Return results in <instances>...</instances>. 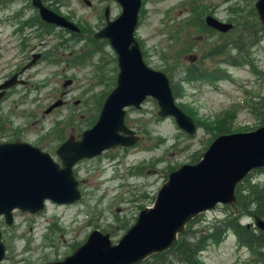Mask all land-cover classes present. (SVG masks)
I'll return each instance as SVG.
<instances>
[{
  "label": "rangeland",
  "instance_id": "374dc122",
  "mask_svg": "<svg viewBox=\"0 0 264 264\" xmlns=\"http://www.w3.org/2000/svg\"><path fill=\"white\" fill-rule=\"evenodd\" d=\"M43 1L76 24L81 33L56 28L49 35L38 25L30 0H0V80L20 71L33 53L43 54L35 66L22 73L27 83L12 88L9 98L0 104V140L28 142L58 161L55 150L70 135L78 138L92 126L105 96L115 86L116 54L106 40L94 39V34L105 25L106 7L111 20L119 16L121 8L114 0ZM141 2L135 36L143 58L152 69L167 75L177 105L197 125L196 134H185L172 118L158 117L152 99L140 109L128 108L125 121L137 133V145L113 148L100 157L78 162L74 175L82 194L79 201L70 205L48 201L45 209L34 215L16 210L12 225L0 217L6 245L0 264L62 260L94 229L109 233L112 242H118L139 212L152 206L169 173L201 158L218 135L220 123L226 121L228 127L243 132L262 126L260 113L253 107L264 98V37L247 56L231 53L240 62L249 59L245 65L233 66L222 57L229 41L247 29L246 20L258 22L256 0ZM206 16L233 28L224 33L214 31L206 26ZM214 45L219 53L209 56ZM197 62L208 72L225 74L217 76L216 71L214 77L222 79L212 84L206 78L194 80L186 70ZM66 80L72 84L64 87ZM59 99L63 105L45 114ZM245 181L264 187V173L254 171ZM242 185L237 187V197L245 193L239 190ZM235 207L217 206L199 216L193 229L203 230L226 219ZM252 223L250 214L240 218L241 225ZM234 233L231 230L220 243L201 252L200 263L257 264L256 252L240 246ZM250 256L255 257L250 261Z\"/></svg>",
  "mask_w": 264,
  "mask_h": 264
},
{
  "label": "water",
  "instance_id": "95a60500",
  "mask_svg": "<svg viewBox=\"0 0 264 264\" xmlns=\"http://www.w3.org/2000/svg\"><path fill=\"white\" fill-rule=\"evenodd\" d=\"M114 1L121 8L120 15L110 20L107 7L106 25L94 35L96 39L108 41L116 54L118 68L116 85L107 95L96 123L81 134L80 140L71 136L60 145L56 155L61 165L49 153L28 143L0 144V216L7 225L12 224L14 210L35 214L44 209L45 201L57 204L78 201L81 195L72 167L79 160L98 156L104 150L137 142L135 133L124 123L128 107L140 109L151 98L157 104L159 117L172 118L187 134L195 132L192 118L176 105L166 74L145 63L135 38L141 0ZM31 3L47 24L79 32L73 23L45 7L41 0H31ZM254 7L264 26V0H256ZM205 23L220 33L232 29L231 24L211 16L205 18ZM14 82L10 80L0 89L11 87ZM60 105L61 101L54 103L46 113ZM263 165L264 126L250 132L220 135L197 163L181 165L168 175L152 207L139 213L135 224L116 244H112L108 233L94 230L63 260L46 264H137L153 254L165 252L174 246L192 218L219 203L234 202L236 186L251 170ZM255 223L264 232V221L255 218ZM4 257L0 231V262Z\"/></svg>",
  "mask_w": 264,
  "mask_h": 264
},
{
  "label": "trees",
  "instance_id": "16d2710c",
  "mask_svg": "<svg viewBox=\"0 0 264 264\" xmlns=\"http://www.w3.org/2000/svg\"><path fill=\"white\" fill-rule=\"evenodd\" d=\"M246 26L248 27L244 32L240 33L237 38L230 40L227 47L224 46L227 49L222 57L233 66L245 65L249 59L240 62L233 59L234 56H232L231 53L235 52L237 56H247V52H250L253 47L258 45L264 37V27L260 26L256 20L251 22L246 20ZM212 48L213 50L209 53V56L219 53V51H217L219 48L216 45ZM186 71H190L188 73L189 77L194 80L198 78H206L208 79V83H214V80L222 79L221 77H214L217 70L208 72L207 69L203 66L201 67L198 62L197 64H193V68H190L189 70L187 69ZM217 72V76H224L225 74L221 71ZM98 103L99 105L101 104V99ZM253 109L254 111H259L260 125H264V98L256 102ZM218 127L219 128L216 132L218 135L232 132H243L228 127L226 121L220 123ZM239 190H242V192L245 193H242L237 197L238 200L236 207L234 208L235 212L232 216H229L224 220L214 221L203 230L199 231L193 229L196 219L193 220L187 225L186 230L179 235L174 247L164 253L152 255L140 264H201L199 261V253L205 250L209 245L220 243L225 232L229 230L235 231L240 246L256 252L257 264H264V235L261 232H256L246 226H241L238 222L243 214H254L255 216L264 219V216L260 212V210L264 212V187L251 185L249 182L245 181ZM254 204L256 206L255 210L252 209Z\"/></svg>",
  "mask_w": 264,
  "mask_h": 264
},
{
  "label": "flooded vegetation",
  "instance_id": "af4514ba",
  "mask_svg": "<svg viewBox=\"0 0 264 264\" xmlns=\"http://www.w3.org/2000/svg\"><path fill=\"white\" fill-rule=\"evenodd\" d=\"M41 2L45 5V6H47L45 3H44V1L43 0H41ZM32 8H31V7ZM48 7V6H47ZM29 8H31L32 10L34 9V11L36 12V14H37V19H38V21H40V23L38 24L40 27H41V30L43 29V31L44 32H46L47 34H49V35H51L52 34V31L54 32V30L56 29V28H58V27H55V26H52V25H50V24H47V23H45V22H43V20L39 17V12H38V10L37 9H35L33 6H32V4L31 5H29ZM64 30V29H63ZM64 31H66V30H64ZM43 34V33H42ZM41 45H43L44 46V44H42L41 43ZM42 57H43V54L42 53H33L31 56H30V61H28V63L20 70V71H18V72H16V73H13L12 75H9V76H7L6 78H4V79H2V80H0V87L2 86V85H4V84H6L8 81H12L13 79L15 80V82H14V84L11 86V87H7L6 89H4V88H1L0 89V95H1V98H0V104L1 103H3L7 98H9V96H10V92H11V90H12V88H14V87H17V86H24L26 83H27V81H25L24 79H22L21 78V75H22V73L24 72V71H26L27 69H29V68H31V67H33V66H35V64L36 63H38L41 59H42ZM48 60H50V58L48 59ZM55 61V59L54 60H51V62H54ZM29 65V66H28ZM70 82V81H69ZM54 103V102H53ZM52 103V104H53ZM51 104V105H52ZM76 104H77V102H76ZM50 105V106H51ZM49 106V107H50ZM49 107L47 108V109H45V111H44V113L45 114H49V113H46V111L49 109ZM52 112V111H51ZM50 112V113H51ZM97 120V119H96ZM94 123L96 122V121H93ZM94 123L92 124V126L94 125ZM91 126V127H92ZM89 129V128H88ZM87 130V129H86ZM85 131V130H84ZM83 131V132H84ZM82 132V133H83ZM81 133V134H82ZM81 134H80V137H81ZM75 138V137H74ZM75 139H79V137L78 138H75ZM12 141H5L4 139H2V140H0V144H2V143H11ZM14 142H24V143H28V142H25V141H14ZM28 144H30V143H28ZM31 145H33V144H31ZM33 146H36V145H33ZM36 147H38V146H36ZM39 148V147H38ZM58 149V148H57ZM43 152H46V153H49V152H47V151H45V150H43ZM51 154V153H50ZM55 154H56V150H55ZM51 156H52V158L54 159V160H56L54 157H53V155L51 154ZM97 157H100V156H97ZM94 158H96V157H94ZM91 159H93V158H91ZM85 160V159H84ZM89 160V159H88ZM27 213H29V212H27ZM30 214V213H29Z\"/></svg>",
  "mask_w": 264,
  "mask_h": 264
}]
</instances>
